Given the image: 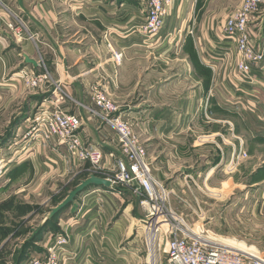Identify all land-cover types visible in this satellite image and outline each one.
I'll use <instances>...</instances> for the list:
<instances>
[{"label":"crops","instance_id":"0c3cea01","mask_svg":"<svg viewBox=\"0 0 264 264\" xmlns=\"http://www.w3.org/2000/svg\"><path fill=\"white\" fill-rule=\"evenodd\" d=\"M12 1L20 3L19 10L26 15L30 29L20 41L11 39V44L16 51L20 49L49 68L65 94V109L81 118V140L97 145L104 154L105 164L112 161L107 155L115 151L116 137L94 114L89 94L92 86L103 89L118 106V114L145 147L148 160L159 158L163 151L158 150L159 147H176L181 134L188 131L206 135V141L200 145L193 143L191 147L207 152L206 164L217 161V165H226L223 170L230 165L233 154L241 148L246 150L248 158L233 167V188L240 185L237 182L241 178H249L247 193L260 194L264 202V152L260 149L264 146V61L263 72H254L258 79L257 93L251 99L246 97L248 100L230 84L235 58L217 61L214 71H209L205 65L213 49L217 47L219 51L222 45L217 35L225 18L242 0H175L167 30L170 34L176 33V39L181 36L175 26L178 18H194L195 22L200 17L201 21L196 29L197 38L193 35L195 28L188 26L185 34L189 40L174 44L167 43L166 39L147 40L140 33L148 0H41L33 6L30 5L32 0ZM1 4L0 1V31H6L14 12L10 7L2 9ZM262 49L264 51V43ZM42 52L48 54L47 61ZM118 52L123 54L120 61L116 59ZM16 64L11 53L0 59V83ZM0 90L12 88L0 87ZM248 113L263 122L260 129L248 122L241 125V115ZM206 114L211 116L208 121ZM229 122L230 129L226 128ZM53 146V142L47 143L43 152L30 153L25 160L35 166L34 162L46 153L47 161L42 163L54 162L52 166L57 176L72 175L73 179L85 175L86 178L88 164L64 158L63 147L55 150ZM159 163L167 162L159 160ZM13 166L4 173L8 172L9 176ZM214 171V167L208 168L207 180ZM11 194V187L0 185V201ZM111 194L117 196L116 193L106 194L104 203L98 207L99 213L96 207L90 206L89 210L78 214L72 209L67 219H59L60 227L63 221L71 223L69 232L78 226L82 216V220L87 221L71 235L70 248L77 253L72 264H99V257L106 258L104 264L127 263L123 257L112 260L118 256L110 248L115 230H106V221L114 210Z\"/></svg>","mask_w":264,"mask_h":264},{"label":"rangeland","instance_id":"374dc122","mask_svg":"<svg viewBox=\"0 0 264 264\" xmlns=\"http://www.w3.org/2000/svg\"><path fill=\"white\" fill-rule=\"evenodd\" d=\"M40 2L41 0H32L30 5L33 6ZM1 3L2 9L10 7L13 10L11 19L14 29L7 26L6 31H0V59L11 53L17 60L16 66L6 73L4 80L23 69V59L18 56V52L11 44V39L20 41L30 28L26 15L19 10L20 3H14L12 0H2ZM188 19L181 17L176 20L175 26L181 31V36L177 40L176 33L169 34L166 37L167 43H183L185 40H189L190 37L186 39L188 35L185 34L188 26L195 28L193 35L197 38L196 29L201 18L197 17L195 22L194 18ZM249 29L254 39L255 50L264 54L262 49L264 6L254 14ZM18 30L21 34L19 36L16 33ZM42 55L43 59L47 61L48 54L42 52ZM232 58L235 59L233 71L229 76L230 81L236 72V63L238 62L235 50H232V54L227 57V59ZM210 59V57L207 58L205 65L208 68L214 66L215 70L217 65L210 62ZM26 67L32 68L31 66ZM44 68L48 70L54 80L49 68L45 65L41 64L39 68L35 69L37 72H43ZM230 84L232 85L233 82L231 81ZM53 90L52 83L43 91L28 89L23 85L10 91L0 90V185L11 187L12 192L9 197L6 196V199L0 201V264H26L32 258L45 259L49 253L50 242L55 237L66 234L71 236L75 228L84 227L87 223L82 220V216L79 224L77 223L78 226L73 227L70 232L68 226L71 223L68 221H63L61 227L58 225L59 219H67L72 209L76 211V214L86 207V210H89V206H87L89 202L87 199L84 202V199H81V194L62 214H57L53 219L46 220L50 210L67 196L68 192L79 183V180L84 179H80L82 175L73 179H71L72 175L65 178L57 176L52 166L55 164L54 162L52 164L48 161L46 165L42 163L47 161L44 157L46 153L42 155V159L34 162L35 166L31 161L25 160L30 153L40 154L43 149H46V145L34 144L27 137L26 132H28L31 120L35 117L39 107L53 98ZM89 94L92 99L90 90ZM244 99L248 100L249 98L245 97ZM62 104L64 106L66 102L63 101ZM93 105L95 107L94 103ZM65 108L67 107L65 106ZM253 112L251 113L256 115ZM251 113L242 114L240 123L241 125L246 122L251 123L258 130L263 122H258ZM261 114L263 113L261 112ZM205 117L207 121L211 119L210 115L206 114ZM261 118L259 119L261 120ZM227 127L228 129L232 128L230 122L226 125ZM225 132L227 133V131ZM245 133L244 131L243 134L245 135ZM133 135L135 136L134 133ZM205 136L200 132L191 134L188 131V133L181 134L176 147H159L158 150L163 149V151L157 160H148L146 155L152 175L173 191L170 197V206L179 217L188 221L189 227L193 231L202 236H209L213 241L230 249L247 253L253 252L255 257L259 256L264 259V202L260 200L261 195L254 196L247 193L250 191L249 178H241V181L235 179L240 185L233 188L234 170L228 169L229 165L223 170L226 165L224 166L222 163L217 165V161H211L209 165L206 164L207 152L197 151L196 148L191 147L193 143L200 145L206 141ZM142 147L145 149L143 145ZM260 149L264 152V146ZM241 150L246 153V157L240 156V165L243 160L248 158L247 151L242 148ZM159 160H165L167 163L160 164ZM12 165L15 166L11 168L8 176V172L4 173V171ZM212 167L215 168V171L211 179L207 180L208 168ZM222 185L224 186L222 187ZM111 192L116 193L117 196L111 194L114 210L111 218L106 221V230H115L113 231L114 242L110 248L118 256L112 260L116 261L123 257L127 261L126 264H153L154 262L165 264V245L158 241L154 244L153 238L149 236L150 232L141 222L144 211L139 205L138 198L120 183ZM83 206L84 208H82ZM66 227L68 228L65 230ZM74 259H72L73 262ZM98 259L100 260L99 264H104L106 258L99 257Z\"/></svg>","mask_w":264,"mask_h":264},{"label":"built area","instance_id":"2783aa9c","mask_svg":"<svg viewBox=\"0 0 264 264\" xmlns=\"http://www.w3.org/2000/svg\"><path fill=\"white\" fill-rule=\"evenodd\" d=\"M2 1V0H0ZM175 0H148L144 22L140 33L145 39L161 41L167 39L169 19ZM264 6V0H242L240 6L225 19L217 40L222 43L219 51L215 47L210 54V62L225 59L235 50L238 55L235 74L231 81L233 88L242 96L253 98L257 93L255 85L258 79L254 72H263L264 54L255 50L254 39L249 29L254 14ZM7 26L14 29L12 23ZM17 35H21L18 30ZM33 40V36L29 35ZM179 40V37L178 39ZM123 58L122 52L116 54L117 61ZM38 63V68L41 66ZM214 71V66H209ZM52 83L53 98L43 103L31 120L26 132L34 144L46 145L53 142L56 147H63L64 158L75 159L88 164L87 176L95 175L110 182L109 188H89L81 194V199L89 202L87 206L98 207L104 203V197L114 191L120 183L139 200L144 211L141 222L156 241L165 245V264H264V259L255 253L236 251L213 241L209 236H202L193 231L188 221L179 217L170 206L173 191L168 189L158 178L152 175L146 158L145 149L133 135L128 122L118 114V106L107 96L106 92L96 86L90 87L95 104L94 114L102 123L114 131L116 137L115 151L108 154L112 161L104 163L102 150L93 143H84L80 138L81 118L70 114L62 104L64 92L58 82L54 81L48 70L37 72L35 68H23L14 75L4 79L0 87L16 88L20 85L35 91H43ZM247 87V89L245 88ZM56 150V149H55ZM240 156L246 153L240 149L233 154L228 169L238 166ZM84 205V204H83ZM84 208V206L82 207ZM87 209L84 208L83 211ZM68 228V227H66ZM159 243V244H160ZM153 244V246H154ZM72 238L69 234L58 235L49 245L45 259H30L26 264H70L77 258L71 250ZM153 264H161L154 262Z\"/></svg>","mask_w":264,"mask_h":264},{"label":"water","instance_id":"95a60500","mask_svg":"<svg viewBox=\"0 0 264 264\" xmlns=\"http://www.w3.org/2000/svg\"><path fill=\"white\" fill-rule=\"evenodd\" d=\"M17 52L19 56L23 59V67L31 66L33 68H38V63L36 60L22 53L20 49H18ZM91 187L109 188L110 182L95 175H90L84 178L83 180H80L79 183L71 191L68 192L67 196L57 206L53 207L50 210V212L46 216V220H51L57 214H62L64 210L75 201L76 197H78L85 190Z\"/></svg>","mask_w":264,"mask_h":264},{"label":"bare ground","instance_id":"6f19581e","mask_svg":"<svg viewBox=\"0 0 264 264\" xmlns=\"http://www.w3.org/2000/svg\"><path fill=\"white\" fill-rule=\"evenodd\" d=\"M149 236H150V237H152V238H153V240H154V232H153V233H151ZM240 252H242V251H240ZM243 253H247V252H243Z\"/></svg>","mask_w":264,"mask_h":264},{"label":"trees","instance_id":"16d2710c","mask_svg":"<svg viewBox=\"0 0 264 264\" xmlns=\"http://www.w3.org/2000/svg\"><path fill=\"white\" fill-rule=\"evenodd\" d=\"M208 70L211 71L209 68H208ZM84 177H85V175H82V176L80 177V179H82V178H84ZM78 182H79V181H78ZM53 218H54V217H53ZM53 218H52V219H53Z\"/></svg>","mask_w":264,"mask_h":264}]
</instances>
